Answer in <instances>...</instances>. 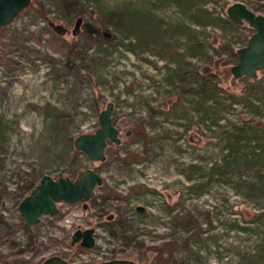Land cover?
Instances as JSON below:
<instances>
[{
    "label": "rangeland",
    "instance_id": "rangeland-1",
    "mask_svg": "<svg viewBox=\"0 0 264 264\" xmlns=\"http://www.w3.org/2000/svg\"><path fill=\"white\" fill-rule=\"evenodd\" d=\"M67 1L71 20L62 0H33L0 29V264L52 255L70 264H264V156L247 132L264 128V89L259 111L249 104L264 70L235 78L228 48L254 32L228 7L262 13L264 1L197 0L211 12L207 26L176 0ZM109 102L122 141L95 162L75 138L100 127ZM88 168L104 178L92 196L58 202V215L25 231L19 204L41 178ZM92 227L94 247L72 244Z\"/></svg>",
    "mask_w": 264,
    "mask_h": 264
},
{
    "label": "water",
    "instance_id": "water-1",
    "mask_svg": "<svg viewBox=\"0 0 264 264\" xmlns=\"http://www.w3.org/2000/svg\"><path fill=\"white\" fill-rule=\"evenodd\" d=\"M33 0H0V29L11 24L16 16L28 8ZM264 1V0H259ZM230 18L239 24L248 22L254 29L247 43L238 48L237 62L231 71L235 78L258 77L259 71L264 70V14L257 13L243 2H235L228 7ZM83 17L76 21L73 34L77 35L81 30ZM49 25L59 35H63L68 28L63 24H57L50 20ZM108 38L112 36L110 31H104ZM114 102H109L99 116L100 127L94 133H83L75 138V147L84 152L89 159L95 162L106 160V150L110 141L120 144L122 138L120 129L114 124ZM130 134V132H128ZM104 182L103 176L94 168H88L78 174L76 178L61 176L55 178L45 174L40 182L26 195L19 204V212L24 219V229L33 231V226L41 221L44 215L51 217L60 213L58 202L65 201L76 203L89 199L96 188ZM87 207V204H85ZM140 212H144V206H138ZM113 214L108 219H112ZM95 228L78 229L73 234L72 243H81L82 246L92 248L96 245ZM42 264H70L60 256L52 255ZM97 264H138L129 258H114L98 262ZM148 264V263H139Z\"/></svg>",
    "mask_w": 264,
    "mask_h": 264
},
{
    "label": "trees",
    "instance_id": "trees-1",
    "mask_svg": "<svg viewBox=\"0 0 264 264\" xmlns=\"http://www.w3.org/2000/svg\"><path fill=\"white\" fill-rule=\"evenodd\" d=\"M177 3L186 8L187 11L190 9H196V14L193 15L195 17H193V22L194 23H197L199 25H202V26H207L209 24L212 23L211 21V12L208 11L207 9H203L201 7H195L197 5V0H176ZM63 2V7L62 9L64 8L65 9V14H64V17L68 20H71L70 19V16L72 17L76 11L75 9H73L72 6L69 5V3H67L68 1L67 0H62ZM67 8V10H66ZM232 24H235L234 21H231ZM137 24V23H136ZM239 26V25H237ZM89 33H97V34H102V32L99 30V29H95L93 28V26H91L90 24L86 25ZM103 35H104V32H103ZM105 36V35H104ZM112 39V37H111ZM229 48V52H230V55L231 57L233 58V61H237V53H236V50L235 48L233 47H228ZM244 78H247V77H244ZM258 90L254 93V96L251 97L250 101H249V104H251L252 106H254L256 112L259 111V107H260V103H262V97L260 96V93L261 91L264 89V85H258ZM246 131V129H244ZM247 132H249L251 135H250V139L249 140H254L257 145L259 147H257L258 149V153H256V157H263L264 156V128H260V127H255L254 130H248Z\"/></svg>",
    "mask_w": 264,
    "mask_h": 264
},
{
    "label": "flooded vegetation",
    "instance_id": "flooded-vegetation-1",
    "mask_svg": "<svg viewBox=\"0 0 264 264\" xmlns=\"http://www.w3.org/2000/svg\"><path fill=\"white\" fill-rule=\"evenodd\" d=\"M262 14H264V12H262ZM113 218H114V217H113ZM113 218H112V219H113ZM109 220H111V219H109ZM95 229H96V228H95ZM95 233H96V232H95ZM72 244H73V243H72ZM75 244H76V243H75ZM80 245H81V243H80ZM81 246H82V245H81ZM83 247H84V246H83ZM113 259H114V258H113ZM109 260H111V259H109ZM68 261H69V260H68ZM104 261H106V260H104ZM99 262H102V261H99ZM69 263H70V262H69ZM97 263H98V262H97ZM97 263H96V264H97ZM138 264H139V263H138Z\"/></svg>",
    "mask_w": 264,
    "mask_h": 264
}]
</instances>
